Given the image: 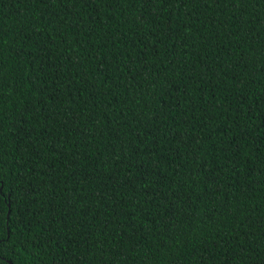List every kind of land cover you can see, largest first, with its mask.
I'll return each instance as SVG.
<instances>
[{"label":"trees","instance_id":"1","mask_svg":"<svg viewBox=\"0 0 264 264\" xmlns=\"http://www.w3.org/2000/svg\"><path fill=\"white\" fill-rule=\"evenodd\" d=\"M0 264H264V0H0Z\"/></svg>","mask_w":264,"mask_h":264}]
</instances>
